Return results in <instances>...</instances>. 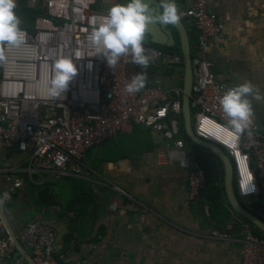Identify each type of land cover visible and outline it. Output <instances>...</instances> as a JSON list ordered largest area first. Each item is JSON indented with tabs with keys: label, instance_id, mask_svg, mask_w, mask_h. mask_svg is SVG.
I'll list each match as a JSON object with an SVG mask.
<instances>
[{
	"label": "built area",
	"instance_id": "2783aa9c",
	"mask_svg": "<svg viewBox=\"0 0 264 264\" xmlns=\"http://www.w3.org/2000/svg\"><path fill=\"white\" fill-rule=\"evenodd\" d=\"M19 1L15 0L16 6ZM22 1L40 13L32 18L31 30L21 28L23 40L18 45L0 42V264H79L63 261L56 251L57 230L48 218L56 209H40L16 234L5 207L25 190L32 173L51 181L83 177L89 152L135 127L159 136L174 152H183L184 65L178 56L143 46L152 66L173 72L164 79L158 75L129 93L128 80L147 69L131 63L126 55L110 68L96 55L90 33L98 17L106 14L98 0ZM209 6L210 0H193L190 8L179 11L192 28V130L196 138L214 144L229 157L238 197L245 201L259 197L264 202V128L254 112L249 128L238 137L224 127L228 118L219 97L229 86L215 79L205 56L210 41L221 35L224 26ZM61 57L72 58L77 73L67 90L54 98L47 87L53 62ZM166 156L160 153L158 163H165ZM250 173L252 190L241 193ZM186 186L189 201H200L207 187L205 171L195 165ZM238 221V237L231 228L211 229L207 236L227 244L238 242L240 264H264V237Z\"/></svg>",
	"mask_w": 264,
	"mask_h": 264
},
{
	"label": "crops",
	"instance_id": "0c3cea01",
	"mask_svg": "<svg viewBox=\"0 0 264 264\" xmlns=\"http://www.w3.org/2000/svg\"><path fill=\"white\" fill-rule=\"evenodd\" d=\"M192 2L175 0L178 12ZM209 11L224 26L205 54L213 75L229 87L252 83L261 99L249 98L258 125L264 128V0H210ZM185 26L192 35L190 24ZM190 151L186 147L174 152L159 136L136 127L89 152L84 176L71 177L81 186L78 207L35 206L34 213L57 211L48 218L57 230L58 255L79 264H240L238 242L227 244L207 236L215 228L235 230L238 215L227 207L228 219L218 224L203 199L189 201L186 179L195 167ZM160 153L167 155L163 164L158 163ZM33 176L35 184L49 180L32 173L27 181ZM257 201L262 200L252 198L244 204ZM6 218L16 234L28 222L13 224Z\"/></svg>",
	"mask_w": 264,
	"mask_h": 264
},
{
	"label": "clouds",
	"instance_id": "9594fccd",
	"mask_svg": "<svg viewBox=\"0 0 264 264\" xmlns=\"http://www.w3.org/2000/svg\"><path fill=\"white\" fill-rule=\"evenodd\" d=\"M15 0H0V42L18 45L23 40V30L19 27V18L14 9ZM181 20L175 0H156L152 7L148 0H126L125 3H114L107 13L98 17V24L90 33L95 45L96 55L102 57L107 66L112 68L122 55L129 57L131 63L146 67L149 57L144 55L143 39L149 24H177ZM0 59H3L0 55ZM91 69V63L87 65ZM77 73V67L72 58L61 57L53 62L51 78L47 92L56 98L67 90L69 82ZM146 74L142 71L131 76L126 85V91L135 93L144 87ZM261 99V94L254 91L249 81L227 88L219 97V105L226 115L224 127L238 137L249 128L253 108L251 99ZM23 147V145H21ZM250 178L241 193L251 191Z\"/></svg>",
	"mask_w": 264,
	"mask_h": 264
},
{
	"label": "trees",
	"instance_id": "16d2710c",
	"mask_svg": "<svg viewBox=\"0 0 264 264\" xmlns=\"http://www.w3.org/2000/svg\"><path fill=\"white\" fill-rule=\"evenodd\" d=\"M14 12L16 16L19 18V27L20 28H25L28 30H31V24H32V18L36 15H38L40 12L36 11L34 9L28 8L24 1L20 0L18 5L15 7ZM143 46H149L154 49L160 50L166 54L172 55V56H178L182 58V53H181V48L180 45L178 44L177 47L174 48H165V47H160L156 45H152L149 43H144ZM182 67V66H181ZM146 83L145 85L149 84L150 81L155 79L156 76L160 75L163 79L166 78L167 76H171L173 70L166 68V67H159L158 65L152 66L150 63L146 66ZM181 138L185 144V146L190 149V155L192 157V161L195 165L198 167L202 168L205 173H206V180H207V187L206 189L202 192L201 199H203L206 204H207V209H208V214L209 216L215 220L218 224L223 223L225 220L228 219L229 217V211L228 209H231L226 192H225V187H224V170H223V164L222 162L212 153H210L207 150H202L203 148H200L193 143H191L188 138L186 137L184 133V124H183V118L181 119ZM136 128V127H135ZM216 159V160H215ZM218 161V162H217ZM97 161L95 159V162H93V166H97ZM35 177H32V180L28 181V185L26 187H29V193L28 195L31 198L33 206L36 207H44L47 208L49 205H56L59 207H62L63 209H71L72 207L76 206L78 203L81 202V186L79 183H75L72 181L71 177H64L61 178L60 181H45L40 184H35L33 183V180ZM59 182V183H58ZM56 185L57 184H62L60 186H65L67 189H71L73 191H76V196L73 197L71 200L66 201V197L62 199L60 202H56V198L52 197V193L54 191L51 190V185ZM77 192L79 195H77ZM19 194L17 193L13 201L9 203L7 206H10L13 204V202L17 199ZM238 196V195H237ZM75 198V199H74ZM225 200L226 204L223 203L222 200ZM48 205V206H47ZM6 206V207H7ZM228 207V209H227ZM239 220H241L243 223H248L252 227H254V232L261 236L264 237V233L261 232L254 224L251 222L247 221L243 217L239 216ZM224 228V227H223ZM221 228V229H223ZM221 230L220 228H218ZM225 230V229H223ZM232 229L231 232H238L239 229L238 227L234 230Z\"/></svg>",
	"mask_w": 264,
	"mask_h": 264
},
{
	"label": "water",
	"instance_id": "95a60500",
	"mask_svg": "<svg viewBox=\"0 0 264 264\" xmlns=\"http://www.w3.org/2000/svg\"><path fill=\"white\" fill-rule=\"evenodd\" d=\"M148 2L152 7H156V0H148ZM143 42L169 49L177 47L178 44L180 45L184 65L182 99L184 133L191 143L209 151L222 162L224 167L225 192L231 209L237 215L254 224L264 233V220L255 215V213H257L264 218V202L257 201L245 205L235 192L233 165L229 157L220 148L212 143L196 138L193 133L191 123L192 113L190 109V96L193 83L192 60L190 52V37L185 26V21L181 19L179 23L170 25H163L160 23L149 24L145 30ZM2 218L5 219L3 215Z\"/></svg>",
	"mask_w": 264,
	"mask_h": 264
},
{
	"label": "rangeland",
	"instance_id": "374dc122",
	"mask_svg": "<svg viewBox=\"0 0 264 264\" xmlns=\"http://www.w3.org/2000/svg\"><path fill=\"white\" fill-rule=\"evenodd\" d=\"M100 3L101 11L107 13V10L110 6H112L111 2L109 0H98ZM193 126V121H191ZM204 150V149H202ZM61 180V179H60ZM58 180V181H60ZM63 180V179H62ZM61 180V181H62ZM36 179L33 180V183H35ZM59 183V182H58ZM27 181V185H28ZM62 184L51 185V190L54 191L51 195L52 197L56 198L57 201H61L66 197V201L71 200L73 197L76 196V191L69 190L65 186H60ZM29 193V187H25V190L23 193H21L17 199L11 204L10 206L5 207V215L13 221V224L16 222H23L29 221L34 216L35 212V206H33ZM77 195L79 193L77 192ZM75 199V198H74ZM242 202H245V200H241ZM75 207H78L75 206ZM34 213V214H33ZM22 224V223H21Z\"/></svg>",
	"mask_w": 264,
	"mask_h": 264
},
{
	"label": "flooded vegetation",
	"instance_id": "af4514ba",
	"mask_svg": "<svg viewBox=\"0 0 264 264\" xmlns=\"http://www.w3.org/2000/svg\"><path fill=\"white\" fill-rule=\"evenodd\" d=\"M116 3H121V4H123V3H125L126 2V0H114Z\"/></svg>",
	"mask_w": 264,
	"mask_h": 264
}]
</instances>
